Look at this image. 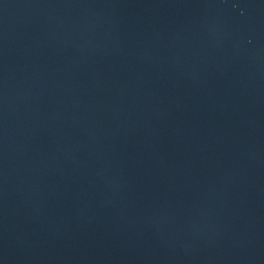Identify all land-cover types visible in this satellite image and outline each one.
I'll return each mask as SVG.
<instances>
[{
    "label": "water",
    "instance_id": "water-1",
    "mask_svg": "<svg viewBox=\"0 0 264 264\" xmlns=\"http://www.w3.org/2000/svg\"><path fill=\"white\" fill-rule=\"evenodd\" d=\"M0 264H264V0H0Z\"/></svg>",
    "mask_w": 264,
    "mask_h": 264
}]
</instances>
